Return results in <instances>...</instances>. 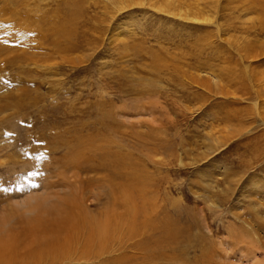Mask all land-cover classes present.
<instances>
[{
    "label": "rangeland",
    "instance_id": "rangeland-1",
    "mask_svg": "<svg viewBox=\"0 0 264 264\" xmlns=\"http://www.w3.org/2000/svg\"><path fill=\"white\" fill-rule=\"evenodd\" d=\"M0 44V217L82 182L108 228L50 264H264V0H0Z\"/></svg>",
    "mask_w": 264,
    "mask_h": 264
},
{
    "label": "bare ground",
    "instance_id": "bare-ground-1",
    "mask_svg": "<svg viewBox=\"0 0 264 264\" xmlns=\"http://www.w3.org/2000/svg\"><path fill=\"white\" fill-rule=\"evenodd\" d=\"M214 85L216 86L217 84L214 83ZM106 116H107L106 113H103L100 115V118L98 120L106 119ZM106 150L107 152H103V154L101 155L102 158L98 157L97 159L104 161L109 157L108 162H106L107 165L105 162L103 164V167L107 169L106 170L107 173L110 171L111 176L113 177L112 179L114 180L129 182V180L131 179L132 181L131 188L137 192L139 186L138 176L137 175L131 176V174H133V171H131L129 172V176H131L132 178L128 177L126 175L128 174L127 170L124 169L125 172H123L122 169L124 168L122 167L123 161L122 160L121 162L118 161V159L115 158V155H113L111 152L108 153V148H106ZM68 154L69 153L66 151L62 154V157H67L69 156ZM94 160H96V158ZM126 161H128V159ZM126 161L125 164L127 163ZM70 162L73 161L71 160ZM79 162L80 161H78V163L76 164H80ZM114 165H119V166H114ZM112 166L114 167L111 168ZM112 169L114 171H112ZM62 173L64 172L62 171ZM77 181L79 180H75V183ZM68 183L69 181L67 183H60V184L66 187ZM116 183L119 184L118 182H114L113 184L115 185ZM76 184H79L78 193H77L79 197H76L77 196L76 193H71L74 194L72 196L70 195L67 196L66 195L67 193H65L64 196L57 199L56 204L52 205L49 203L50 199L49 197H46L47 194L46 193L45 195H43L42 198L31 197L28 201H25L24 205L21 206L22 207L21 210H18L17 209L18 207L16 205V207L14 206L16 210L14 211L11 210L10 213L6 214L3 217H0V220L9 221L8 222L9 225L6 228H4L0 224V264H50L51 261L53 262L60 261V263H62V261L65 260L72 261L74 258L82 262L89 260L92 261L93 258L92 256H94L95 253L93 252V255H91L92 252L91 247L92 245L95 244V242L96 244L100 242V245L101 242H106V237L108 234L105 233V231H108V228L105 227V225L100 221L99 218L94 217L93 214H92L93 217L87 218L88 217L87 214H89L91 211L90 209H86L84 213L82 212L81 210L82 205L79 203V201L81 199L83 200L84 193L86 191H84L82 182H77ZM47 187L48 186H46V188ZM125 187L126 189H130L128 188V185H126ZM142 187H144V185ZM111 190L115 194H125V191L121 188V186L113 187L111 188ZM55 195L57 196V194ZM34 204L37 205L36 206L37 209L35 210V212L36 211L37 212L35 214H31L32 216L31 218L29 217L30 215L25 217L26 212H29V214L31 212L33 213V211L30 210L31 207L35 208ZM24 208L25 210H23ZM111 215L112 214L110 213L107 215V217ZM112 218L113 217H111V220ZM147 218L149 219V217ZM109 220L107 221L110 222ZM108 226L109 225H107V227ZM134 233L136 232H132V234ZM177 236L178 234L172 231H167L157 236H147L148 238L145 237L144 241L138 242L136 244V247L142 248L144 250V254H148L150 250L152 251V248L150 249L149 247V243H152L153 245L158 247L155 249L158 250V253L161 255V253L162 254L164 253L167 244L177 241L176 240ZM122 247L123 246H119V249H121ZM76 255L77 257H75ZM62 257H64V259H62ZM126 258H127L126 254L122 253L119 256H113L108 259L105 258L104 260H102V262L108 264H125Z\"/></svg>",
    "mask_w": 264,
    "mask_h": 264
},
{
    "label": "snow or ice",
    "instance_id": "snow-or-ice-1",
    "mask_svg": "<svg viewBox=\"0 0 264 264\" xmlns=\"http://www.w3.org/2000/svg\"><path fill=\"white\" fill-rule=\"evenodd\" d=\"M9 135H11V134H9ZM22 175H23V174H19L16 178L19 179ZM37 175H43V173H37V172H34V171H29V172L27 173V176H30V177H35V176H37ZM30 186H31L33 189H36V188L40 187V185H38V184H36V183H32ZM0 190H2V191H8L7 188H0ZM16 190H17V191H21L22 189H16Z\"/></svg>",
    "mask_w": 264,
    "mask_h": 264
}]
</instances>
